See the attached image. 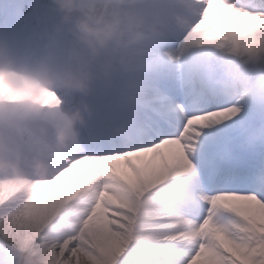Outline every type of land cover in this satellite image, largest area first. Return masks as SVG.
Here are the masks:
<instances>
[{
    "label": "snow or ice",
    "instance_id": "obj_1",
    "mask_svg": "<svg viewBox=\"0 0 264 264\" xmlns=\"http://www.w3.org/2000/svg\"><path fill=\"white\" fill-rule=\"evenodd\" d=\"M129 3L163 30L97 78L70 152L48 131L83 98L0 72V139L55 159L0 173V264H264V69L220 55L264 61V0Z\"/></svg>",
    "mask_w": 264,
    "mask_h": 264
},
{
    "label": "clouds",
    "instance_id": "obj_2",
    "mask_svg": "<svg viewBox=\"0 0 264 264\" xmlns=\"http://www.w3.org/2000/svg\"><path fill=\"white\" fill-rule=\"evenodd\" d=\"M54 4L73 37L74 55L18 64L7 42L0 40V72H15L47 89H58L68 96L83 98L78 103L65 104L61 109L62 116L48 131L51 152L64 154L74 148L92 114L86 98L91 95L97 78L112 67L115 57L123 58L122 54L133 42L145 36L159 35L165 21L147 16L129 0H54ZM174 22L182 25L184 20L177 16ZM240 72L245 70L233 61L231 73ZM54 163V157L26 153L21 145L0 139V173L26 180L29 172L44 175ZM16 264H45V258L20 252Z\"/></svg>",
    "mask_w": 264,
    "mask_h": 264
},
{
    "label": "rangeland",
    "instance_id": "obj_3",
    "mask_svg": "<svg viewBox=\"0 0 264 264\" xmlns=\"http://www.w3.org/2000/svg\"><path fill=\"white\" fill-rule=\"evenodd\" d=\"M9 7L14 5V0H6ZM3 6V1L0 2V8ZM30 15L35 17L23 18L21 24V37L26 41L27 47L31 48V54H37L38 59L47 57L63 58L67 53L74 48V40L69 31L68 26L63 22L62 15L58 9L50 4L43 3L40 6L34 3H27ZM1 30L2 39L6 42L16 40L15 16L8 14L5 20V30ZM221 56L231 58L242 67L246 72L254 75L258 69H264V61H249L244 63L246 57L236 56L230 53L227 49L220 54ZM40 57V58H39ZM236 159L239 163L242 158L238 155H233L232 160Z\"/></svg>",
    "mask_w": 264,
    "mask_h": 264
},
{
    "label": "trees",
    "instance_id": "obj_4",
    "mask_svg": "<svg viewBox=\"0 0 264 264\" xmlns=\"http://www.w3.org/2000/svg\"><path fill=\"white\" fill-rule=\"evenodd\" d=\"M2 1H3V6L0 8V28L2 30H5V20L9 12L15 15V28H16V35H17L15 37L16 40L13 42H7V44H8L10 53L16 58L18 62L23 63L24 61H27V56L29 55L31 49L30 47H27L26 41L22 40V37H21L22 21L21 20L25 17H31V19L36 20L35 17H32V15H30L29 9L27 8L26 4L34 3L35 5L40 6L41 4L46 3V4L55 6L54 0H14V5H12L11 7L7 5L6 0H0V2ZM0 33H1V30H0Z\"/></svg>",
    "mask_w": 264,
    "mask_h": 264
}]
</instances>
